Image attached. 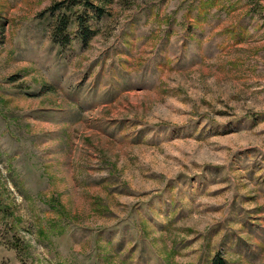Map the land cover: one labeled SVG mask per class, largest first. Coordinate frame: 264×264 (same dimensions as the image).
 <instances>
[{
    "label": "rangeland",
    "instance_id": "rangeland-1",
    "mask_svg": "<svg viewBox=\"0 0 264 264\" xmlns=\"http://www.w3.org/2000/svg\"><path fill=\"white\" fill-rule=\"evenodd\" d=\"M85 1L0 0V264H264V0Z\"/></svg>",
    "mask_w": 264,
    "mask_h": 264
},
{
    "label": "trees",
    "instance_id": "trees-1",
    "mask_svg": "<svg viewBox=\"0 0 264 264\" xmlns=\"http://www.w3.org/2000/svg\"><path fill=\"white\" fill-rule=\"evenodd\" d=\"M106 1L109 0H86L85 4L88 7L95 9V12H97L99 15H104L103 12L104 10L99 6H95L94 2L106 3ZM78 5H80V3L78 2L73 3V6H78ZM58 10L59 9L57 8V6H55L52 9H50V12L54 16ZM75 18H76V22L78 23L81 39L84 43H86L93 37L94 32L90 29V27L87 26L88 22L85 20L84 17L75 14ZM72 21L73 20H71L70 17L63 15V16H59L55 24L53 25V32H52L53 39L57 44H59L62 47L69 45L72 41L71 36L69 34V29L72 25ZM214 264H225V263L221 258L217 257L214 261Z\"/></svg>",
    "mask_w": 264,
    "mask_h": 264
}]
</instances>
